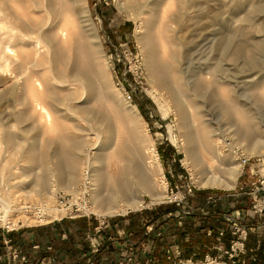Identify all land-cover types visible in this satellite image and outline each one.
<instances>
[{"label": "rangeland", "instance_id": "1", "mask_svg": "<svg viewBox=\"0 0 264 264\" xmlns=\"http://www.w3.org/2000/svg\"><path fill=\"white\" fill-rule=\"evenodd\" d=\"M75 1L77 2L76 17H72L66 0H57L63 16V12H65L63 21L65 23L68 19L67 27L69 28L70 22L71 28L75 29V21L78 17L82 21L84 19L88 20L83 22V25L88 24L91 28L90 32L96 36L95 43L97 44V50L99 49L97 52L99 54H96V56L97 58L101 57L97 61L100 62L102 67L100 68V77L103 87L113 92L111 100L114 102V106L117 107L116 109L120 110L118 108L120 107V101L117 98L120 97L122 101L125 100L129 105L135 107L145 121L147 131L142 129L141 134L146 135L147 132L151 141L145 140L142 145H137L136 141L128 143L131 147L136 145L140 148L141 157H137L135 163L140 164L141 169L148 168V165L151 166L149 168H154L155 163L150 150L153 147L155 148L161 168L160 172L165 179L164 193L167 194V197L160 201H153L145 196L142 207L129 209L124 214L105 217H98L93 213L78 210L75 204L69 207L70 193L60 188L59 183L54 179L56 178L54 165L51 164L47 168L40 165L27 166L23 149L31 145L40 149L41 146L45 145L44 142H48L53 148V144L58 143L57 133H61L59 126H65L63 127V134L67 133L64 137L66 136L65 140L68 145L70 134L77 136L75 140H85L90 145L94 143V135H92L91 130H88L89 127L86 125V121L81 122V119H77V116L69 114V108L61 104L57 105L60 109L59 113L67 118L57 120L54 126H49L43 120L38 119L39 117L32 110L25 111L28 112L25 113L28 114V120L21 122L15 120L14 116L23 111L22 106L15 105L21 92L16 90L11 96L5 93L13 83L14 78L10 75H4L3 71L0 70V198L3 197L9 202V207L6 206V208L10 209V211L5 212L3 209L5 206H2L0 202V215L10 220L14 226L8 232L0 229V264H54L46 255L56 249H62L65 252L63 260L60 261L63 264H108L110 262L109 258L106 259L102 253L104 249L106 247L111 249L113 241L120 243L122 246L123 235L117 233L120 225L115 226L114 224L130 216L133 217L132 221L135 223L136 231L148 237L150 246L152 242H155L156 245H153V247H157V250L160 251L161 248L163 251L168 250L169 263L167 264H238L232 262L231 258L222 253H219L218 256L208 255L206 259L205 256L195 260L185 259L186 254L183 251L185 241L183 237L191 238L194 229L192 221L199 226L204 222L198 217L199 207H201V204H205L206 200L204 199L210 200L215 195L223 194L229 197L228 200L233 202L234 207H239L241 200L246 205L251 202L250 196L242 193L243 190L240 189V185L246 186L245 190L253 188L257 178L255 172L259 168H264V166H261L264 155H248L250 161L241 169V175H238L233 188L202 187L198 183L201 175L187 166L185 161L182 149V131L179 128V123L182 121L175 107V102L178 103L179 101L173 96L174 93L172 95V90L174 91L175 87L171 84L169 75V79L167 78V82H165L166 85L159 82V85L154 83L155 79L150 74L147 63L148 50L137 37V34L141 35L145 31L146 20L144 15H146L147 8H141L138 5L132 6L134 0ZM178 1L163 0L162 6L166 5L167 16L174 15ZM195 1L198 2V0ZM199 4L200 11L196 16L197 21L187 18L185 15L178 20L174 19L176 21L173 20L170 23L163 40L160 39L163 46L160 48L163 49L167 58L169 56L175 58L176 56L175 68L179 71L180 79L183 82H188L189 88L192 90L199 87L198 98L194 95H190L188 98L194 105L196 101L201 100L202 110L207 118H211L209 119L215 131L224 134V145H227L225 140H229L230 145H227L228 148H236L241 154L247 156L240 145L234 144L229 131L222 124L223 119L220 117L221 111L217 100L220 98L219 93L215 91L214 87L201 86V79H198V82H196V79L200 70H203L207 63L218 60L219 66L224 65L227 70L225 74L220 72L219 75L230 79L229 83L231 82L232 95L236 97L235 99L240 95L241 99L250 102L249 104H254V106L249 104L248 106L253 107L251 113L259 126L257 131L262 132L261 135L264 138V101L260 100V96L264 95V86H253L252 83L255 80L253 82L251 80L260 75L259 79L264 84V45L261 51L259 50V53L255 55V59L250 65L246 63L248 57L245 53L240 55L234 62L223 58L218 45V38L223 37L224 33L225 37L228 34L227 38L231 44L230 49L236 44L245 46V49L247 45L252 44L254 39L258 38L264 43V12L254 9V6H258V4L260 7H264V0H211L208 2L201 0ZM150 6L156 11L153 12L154 14H160V4L155 6L150 4ZM229 15L231 16L229 17ZM246 15L248 17L247 25L237 20L238 17ZM225 21L227 26L224 24ZM224 27L226 31H223ZM250 67H254L257 72L259 71V74L250 76L251 71L248 70ZM183 88L189 93L187 87L183 86ZM61 93L62 91H59L58 94ZM179 100L181 99L179 98ZM237 101H240V98ZM246 101L241 102L245 103ZM180 102L183 104L182 100ZM106 113H109L107 117L113 122L111 125H113L114 130L117 125L122 130L118 141H121L120 144L124 146L127 143L125 132L127 124L119 120L118 112H116V115L114 114L116 117H113L109 110H106ZM120 115L122 116V112ZM121 121L125 128L121 125ZM185 123L186 127L190 126L188 118L185 119ZM73 124H82L84 127L81 129L83 131L80 130L79 132V130L71 129L69 132L68 128H71ZM91 138H93V141ZM100 140L102 139L100 138ZM17 144L24 148L17 146ZM36 144L37 146H35ZM88 148L85 147L86 150ZM90 152L93 153L94 150ZM84 154L85 151L81 152L82 157ZM203 159H207V157L204 156ZM258 159L262 161H258ZM147 161L153 165L148 164ZM155 172H152L153 177L158 179L161 175ZM46 173H48L49 178L45 176ZM35 179H39L40 182L35 184ZM47 185H52L51 189L58 194V196L55 194L57 199L60 195H65V199H68L69 202L65 207L67 213L60 218H50L51 220H48V222L42 220L43 217L36 218L34 216V213L38 212L37 207L39 204H43L46 208V204L52 203L49 200L46 201L45 191H43L45 187H48ZM80 189L83 190V187H79ZM84 194V197L80 196L83 200L82 204L85 200H88L87 193ZM181 199L182 201H179ZM57 205L59 204L57 203ZM70 205L72 204L70 203ZM183 207H192L190 214H195L194 220L190 221L189 225L186 223L188 228L183 225L186 218L179 216L181 213L178 208L182 209ZM174 209H176L173 211L174 215H169L168 212ZM50 210V208L47 210L48 214H51ZM7 233H10L9 237H4ZM89 251L91 253H88ZM97 251L100 252V255L94 253ZM53 255L55 254L53 253ZM89 256L91 259L87 263L86 258ZM141 258L144 257L141 256Z\"/></svg>", "mask_w": 264, "mask_h": 264}, {"label": "bare ground", "instance_id": "2", "mask_svg": "<svg viewBox=\"0 0 264 264\" xmlns=\"http://www.w3.org/2000/svg\"><path fill=\"white\" fill-rule=\"evenodd\" d=\"M82 1L85 2V0ZM200 1L179 0L178 3L176 2L177 8L172 16H167L166 5L162 6L163 0H134L131 5L147 8L146 15H144L145 31L141 35L137 34V37L148 50L147 63L150 74L156 81L153 80L154 83L166 85L165 82L169 75L171 84L175 87L174 91L172 90V95L174 93L173 96L179 102L183 101V104L175 102V107L182 121L179 123V128L182 131V149L187 166L201 175L198 183L202 187L233 188L241 172V165L237 164V152L232 147L228 148L227 145H224V134L215 131L211 125V118H207L202 110L201 100L196 101L194 105L188 98L190 95L198 98L199 87H195L193 90L189 88V83L180 79L179 71L175 68L176 56L167 58L163 49L160 48L163 47L160 39L163 40L165 32L168 31V27L174 19L178 20L184 15L192 20L197 19ZM58 2L57 0H0V70L4 75L14 78L5 93L11 96L16 90L21 92L15 105L22 106L23 111L14 116L15 120L25 121L28 116L25 114L28 112L25 111L32 110L37 114L38 119L43 120L49 126H54L57 120L67 118L59 113L60 109L57 105H66L69 108V114L77 116L81 122L86 121L88 130H91L95 138H91L94 143L90 145L85 140H75L77 136L70 134L68 145L65 140L66 136L64 137L67 133L63 134L65 126H59L61 133H57L58 143H54L53 148L48 142H44L45 145L40 149L33 145L24 148L17 144L24 148L23 154L27 166L40 165L47 168L53 164L56 176L54 179L59 183L60 188L70 193L71 200L69 202L75 204L78 210L93 213L98 217L124 214L129 209H138L143 206L145 196L153 201H160L167 197V194L164 193L165 179L160 172L161 168L155 148L150 150L155 166L147 161L154 168H149L151 166L148 165V168L141 169L140 164L135 163V159L141 157L140 148L136 145L131 147L128 144L136 141L137 145H142L145 140L151 141L147 132L146 135L141 134L142 129L147 131L144 119L135 107L129 105L125 100L122 101L120 97L117 98L120 101L118 108L121 111L116 109L117 107L111 100L113 92L105 89L101 82L100 68L102 67L97 61L101 57L97 58L96 56L99 54L95 43L96 36L90 32L91 28L88 24L83 25V22L88 20L82 21L78 17L77 21L74 20L75 29L71 28L70 22L68 28V24L66 25L68 19L64 23L65 12H63V16ZM66 2L69 13L72 17L75 16L77 2L75 0H66ZM150 4L153 6L160 4L159 15L153 13L156 11ZM254 9L264 12V7H260L259 4L254 6ZM239 11L241 12V10ZM237 20L244 25L248 24L247 15L238 17ZM224 24L227 26L226 21ZM223 29L226 31L225 27ZM227 35L225 37L224 33L223 37L218 38V45L223 58L232 62L245 53L248 57L246 63L250 65L264 45L263 41L258 38L254 39L252 44L247 45L245 49V46H241V44H234L235 46L232 45L234 47L230 49L231 44ZM218 62L216 60L207 63L205 68L200 70L196 82L201 79V86L214 87L215 91L219 93L220 98L217 100L221 111L220 117L223 119L222 124L229 131L234 144L240 145L247 156L251 154L264 155V138H262V132L257 131L259 126L251 113L253 107L248 106L250 102L241 99L240 95H238L240 101L233 97L230 79L219 75L220 72L225 74L227 68L224 65L219 66ZM248 70L251 71L250 76L259 72L254 67H250ZM259 76L251 79L252 82L255 80L252 83L253 86H264ZM160 86L162 87V85ZM183 86L188 88L189 93ZM57 91L58 93L62 91V93L58 94ZM260 97V100L264 101V95ZM106 110H109L113 117H116L114 114L116 115L118 112L119 120L127 124L125 131L127 143L124 146L120 144L121 141H118L122 130L118 125L114 130L111 125L113 122L107 117L109 113L107 114ZM32 118L34 119V117ZM186 118L189 119V127H186ZM256 118L258 117L256 116ZM258 121L260 122V120ZM71 126L68 128L69 132L71 129L80 132L84 127L82 124ZM123 127L125 128V126ZM85 147L89 148L86 150ZM82 150L85 151L84 158L81 156ZM91 150L94 152L91 153ZM204 156L207 159H203ZM154 171L161 175L158 179L153 177ZM47 174L45 176L48 177ZM38 180L35 179V184L40 182ZM51 186L45 187L43 191H45L46 201L49 200L52 203L46 204V208L43 204H39L37 208L41 211L34 213L36 218L43 217L42 220L47 222L67 213L65 207L69 203L67 201L65 205L59 204L57 202L58 194L51 189ZM79 187H83V190H79ZM84 193H87L88 200L82 204L83 200L80 196L84 197ZM0 202L5 208L9 205V202L3 197L0 198ZM5 208H3L5 212L10 211L9 208ZM49 208L51 214L47 213ZM0 219L12 223L1 215Z\"/></svg>", "mask_w": 264, "mask_h": 264}, {"label": "crops", "instance_id": "3", "mask_svg": "<svg viewBox=\"0 0 264 264\" xmlns=\"http://www.w3.org/2000/svg\"><path fill=\"white\" fill-rule=\"evenodd\" d=\"M228 199L229 197L223 194H219L218 196L215 195V197L210 200L204 199L206 200L205 204H201V207H199L200 212L198 214V217L204 222L200 226L198 224L197 226L194 222V229L192 232L193 235L190 236L191 238H187V236L183 237L185 242L189 243V240L193 242V252L190 251L187 246H184V253H187L188 255H190V253L196 255L201 251L203 246L207 248V250H205L207 252L205 256H218L219 253L222 252L217 247L221 246L222 249H227L229 247L231 235L226 233L224 238L219 239L217 238V230L225 226V224L232 222L233 220H237L240 224L245 225L248 228V232L245 240V252L232 258V262L234 261L238 264H264V217L256 220L248 216V209L251 202L246 205L243 203V200H241L239 207H234L232 204L233 202ZM189 214L190 213H187L186 216ZM132 220L133 217L130 216L129 218L123 219V221H117V223L114 224L115 226L118 224L120 225L117 233L123 235L121 241L122 246L120 243L113 241V243L111 242V249L109 247L104 249L102 253L106 259L109 258L108 260L110 262L108 264H114L123 260L126 251L129 249L134 251L137 262L139 257V260L141 262L143 261L141 256L143 257L144 253H150V251L153 253L155 250V247H151L148 243L137 245L136 242H132L130 240L131 232H133L136 228L135 223ZM9 234H5L4 237H9ZM201 243L203 245H201ZM53 253L55 255H53ZM88 253L91 252L89 251ZM94 253H98V255H100V252L98 251ZM64 255L65 252H63L62 249H56L46 256H48L54 264H63L60 263V261L63 260ZM107 255H110V257ZM90 259V256L87 257L86 262L88 263Z\"/></svg>", "mask_w": 264, "mask_h": 264}, {"label": "built area", "instance_id": "4", "mask_svg": "<svg viewBox=\"0 0 264 264\" xmlns=\"http://www.w3.org/2000/svg\"><path fill=\"white\" fill-rule=\"evenodd\" d=\"M225 141H226L225 143L229 146L230 141L229 140H225ZM234 150L235 152H237V158H238L237 161L241 165V169H243L244 166L249 163L250 158L248 156L241 154L238 151V149H234ZM258 161H262V160L258 159ZM261 166H264V161L261 162ZM255 174L257 178L255 183L253 184L254 185L253 188H250L249 190H245L244 188L246 186L240 185V189L243 190L242 193L249 195L251 198L250 207L248 209V216L258 220L264 217V168L263 169L259 168L255 172ZM58 199H59L58 201L59 204H63V205H65L68 200L65 199V195L64 196L60 195ZM179 201H182V199ZM68 205L69 207L74 206V204L70 205V203ZM191 210L192 207H185V208L183 207L180 210V213L181 215H186L187 213H190ZM38 211L41 210L38 209ZM13 227L14 226L9 222L0 219V229L2 231L8 232L9 230H12ZM247 232H248V228L245 225L240 224L237 220H233L232 222L225 224V226L217 230V238L222 239L224 238L226 233H229L231 235L229 247L225 250L222 249L221 246H218L217 248L222 252L223 255H226L228 258L231 259L239 254H243L245 252V240H246ZM206 258H208V255L205 256V259ZM117 264H138L135 259L134 251H132L131 249L127 250L124 255V259L117 262Z\"/></svg>", "mask_w": 264, "mask_h": 264}, {"label": "trees", "instance_id": "5", "mask_svg": "<svg viewBox=\"0 0 264 264\" xmlns=\"http://www.w3.org/2000/svg\"><path fill=\"white\" fill-rule=\"evenodd\" d=\"M175 210L176 209H174L172 211H169L168 214L171 215V216H173L174 215L173 214V211H175ZM178 210H181V209L178 208ZM194 215L195 214H189L188 216H186V215H181L180 214L179 216L180 217H184L185 216L184 218H186V220H184L183 225L184 224L187 225L186 223H188V225H189V222L192 221V220H194ZM185 225H184V227H187ZM192 225H193V221H192ZM130 240L132 242H136L137 245H141L143 243H148L149 244V242H150L149 239H148V237H145L144 235L140 234L138 231H136V229L133 232H131V239ZM183 244H184V246H187L190 251L193 252V249H192L193 242L191 240H189V243L188 242H185ZM153 245H156V243L155 242H152L151 243V246H153ZM201 245H203V244L201 243ZM161 250L160 251L157 250V247H156L155 250L153 251V253L151 251H150V253L149 252L148 253H144V255H143V257H144L143 258V261L141 262L138 259V262L137 263L138 264H167V263H169V261H168L169 259L167 258V255H168L167 254V251L166 250L163 251L162 248H161ZM205 250H207V248L202 246V249H201V251L198 254L194 255V254H191L190 253V255H188L186 253V255L184 256V258L185 259H190V260H195V259H197L199 257L200 258H203L205 256V254L207 253Z\"/></svg>", "mask_w": 264, "mask_h": 264}]
</instances>
